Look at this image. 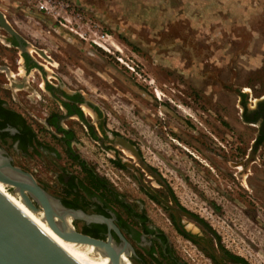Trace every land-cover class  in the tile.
Returning <instances> with one entry per match:
<instances>
[{"label":"rangeland","instance_id":"374dc122","mask_svg":"<svg viewBox=\"0 0 264 264\" xmlns=\"http://www.w3.org/2000/svg\"><path fill=\"white\" fill-rule=\"evenodd\" d=\"M157 4L150 0H0V11L13 28L45 50L54 65L37 57L46 67L29 69L25 79L34 90L30 97L10 86L0 71V82L8 83L0 86V96L32 119L29 112L42 118L55 104L52 94L37 86L43 74L50 81L58 80L65 91L81 90L101 107L107 126L134 139L144 163L161 173L178 201L203 220L218 244L249 264H264V167L252 164V174L236 180L229 175L236 169L222 170L226 156L220 145L224 133L231 131L243 143L254 137L255 127L239 117V100L240 90L251 89L253 98L255 91L264 88V0ZM20 55L16 48L0 43V66L9 67L10 74L18 65L24 74L22 63H16L23 60ZM250 95L247 91V104H253ZM11 96L19 97L28 111ZM79 137L99 164L111 167L102 150L83 134ZM11 156L14 164L47 184L46 191L57 198L47 164L20 153ZM119 175L129 182L128 174ZM70 224L78 230L72 220ZM168 230L179 253L193 264H210L199 246ZM193 230L211 238L200 227Z\"/></svg>","mask_w":264,"mask_h":264},{"label":"flooded vegetation","instance_id":"af4514ba","mask_svg":"<svg viewBox=\"0 0 264 264\" xmlns=\"http://www.w3.org/2000/svg\"><path fill=\"white\" fill-rule=\"evenodd\" d=\"M3 17L9 23L4 13ZM11 27L13 28L12 25ZM0 30L3 31L0 36L4 37V41L0 38V43L16 48L20 51V56H23V60L18 59L16 63H22L24 74L21 75L19 65L14 67L16 72L10 74L13 78L18 77L14 79L15 87L18 88L19 84H24V80L27 81L25 77L33 66L40 70L46 67L37 57L54 66L50 62L53 59L45 50L29 43L17 30L14 29L20 40L1 26ZM0 71L5 73L4 76L9 81L7 72L4 69ZM48 77L56 80L54 76ZM40 78L42 83L37 82V86L40 90L52 94L50 96L55 103L51 104L47 113H43L42 118L32 112H29L32 119L26 118L0 96V121H4V126L0 127V147L11 158L13 165L29 172L26 168L14 164L11 152L20 153L29 160L37 158L47 164L46 172L54 178L49 180V183H55L56 197L61 204L67 208L81 210L87 214L103 215L110 219L129 245L127 259L130 264H193L189 258L179 253L168 234V229L199 246L209 258L210 264H249L218 244L215 235L203 220L178 201L158 170L156 173L150 166L152 172L157 174L153 176L142 168L140 162L145 160L139 145L134 139L122 135L116 128L112 129L104 123L101 107L97 102L84 97L79 89L65 91L58 80L56 83L50 81L44 74ZM5 84L8 83L0 82V86ZM18 90L26 91V97H30L34 91L32 87L31 90ZM247 91H251L249 100L253 104H247ZM254 94L256 96L252 98V90L245 88L240 90L242 99L239 100L242 106L239 117L255 127L254 137L245 143L238 138L239 135H234L233 131L231 134L224 133L221 137L223 141L220 145L226 156L222 170L226 172L228 166L236 169L229 174L235 176L236 180L252 174V164L264 167V88ZM11 97L15 104L22 106L19 97ZM38 98L41 97L38 95ZM23 108L28 111L26 107ZM10 110L19 113L23 119L15 125L11 124ZM225 119L226 116L223 115L222 121ZM225 126L226 124H223L225 130H229ZM79 133L108 156L110 168L106 169L103 164H99L97 155L86 150V146L81 144L85 141L79 137ZM42 134L46 136L41 137ZM122 140L131 146L130 150L121 147ZM172 145L175 147L177 144ZM119 173L128 174L125 175L126 180L131 183L123 180ZM37 183L47 190V184L38 181ZM9 188L12 190V187ZM158 215L164 219L157 218ZM162 220H165V225ZM72 221L81 233L100 239H106L110 233L116 246L122 244L113 228L108 229L104 223L86 222L82 219ZM194 227L204 229L211 238L194 232Z\"/></svg>","mask_w":264,"mask_h":264},{"label":"water","instance_id":"95a60500","mask_svg":"<svg viewBox=\"0 0 264 264\" xmlns=\"http://www.w3.org/2000/svg\"><path fill=\"white\" fill-rule=\"evenodd\" d=\"M0 26L7 30L17 40L20 36L4 19L0 12ZM41 54L43 52L39 51ZM8 74L10 86L15 80L9 69L0 66ZM16 83V82H15ZM18 88L31 90L28 82ZM128 147L127 142L123 141ZM136 154V153H135ZM138 157V155H136ZM142 168L157 176L148 165L140 162ZM0 181L12 187L22 202L33 212L42 211L43 219L51 230L66 241L92 245L107 255L110 264H121V255H128L129 247L122 234L112 221L103 215L87 214L81 210L63 206L58 198L50 195L39 185L33 175L11 163V158L0 147ZM82 219L86 222L104 223L108 229L113 228L122 244L115 247L113 239L108 233L106 239L95 238L81 233L73 228L67 219ZM0 264H79L59 244H57L44 230H42L20 206L0 187Z\"/></svg>","mask_w":264,"mask_h":264},{"label":"bare ground","instance_id":"6f19581e","mask_svg":"<svg viewBox=\"0 0 264 264\" xmlns=\"http://www.w3.org/2000/svg\"><path fill=\"white\" fill-rule=\"evenodd\" d=\"M45 7L44 5H41ZM3 14V13H2ZM15 82V81H14ZM14 82H12L14 84ZM15 85V84H14ZM21 84H19V87ZM15 87V86H14ZM123 148L130 150L131 148L121 144ZM0 187L20 206V208L42 229L44 230L59 246H61L71 257H73L79 264H110V259L107 255H103L101 251L92 245L81 244L66 241L63 238L55 234L48 226L47 222L43 219L42 211L35 213L31 211L21 200L19 194L15 192V195L11 194L7 190V185L0 181ZM10 187V186H9ZM70 218L67 222L70 224ZM113 245L115 243L113 242ZM121 264H130L127 257L121 255Z\"/></svg>","mask_w":264,"mask_h":264},{"label":"trees","instance_id":"16d2710c","mask_svg":"<svg viewBox=\"0 0 264 264\" xmlns=\"http://www.w3.org/2000/svg\"><path fill=\"white\" fill-rule=\"evenodd\" d=\"M11 124L15 125L19 120H22V116L19 113L10 110ZM4 126V121H0V127Z\"/></svg>","mask_w":264,"mask_h":264},{"label":"crops","instance_id":"0c3cea01","mask_svg":"<svg viewBox=\"0 0 264 264\" xmlns=\"http://www.w3.org/2000/svg\"><path fill=\"white\" fill-rule=\"evenodd\" d=\"M150 1H152V2H154L155 4H157L159 7H162V2L163 1H165V0H150ZM168 1H171V0H168ZM170 6H171V4H170ZM131 22H135L134 20H132Z\"/></svg>","mask_w":264,"mask_h":264},{"label":"built area","instance_id":"2783aa9c","mask_svg":"<svg viewBox=\"0 0 264 264\" xmlns=\"http://www.w3.org/2000/svg\"><path fill=\"white\" fill-rule=\"evenodd\" d=\"M42 5V4H41ZM40 8H44V7H42V6H40ZM95 43H96V41H94ZM97 44V43H96Z\"/></svg>","mask_w":264,"mask_h":264}]
</instances>
